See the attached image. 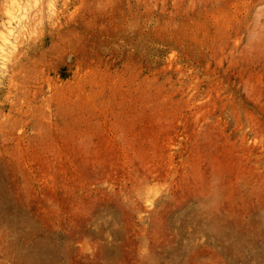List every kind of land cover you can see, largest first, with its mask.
Returning <instances> with one entry per match:
<instances>
[{
  "label": "rangeland",
  "instance_id": "374dc122",
  "mask_svg": "<svg viewBox=\"0 0 264 264\" xmlns=\"http://www.w3.org/2000/svg\"><path fill=\"white\" fill-rule=\"evenodd\" d=\"M0 264H264V0H0Z\"/></svg>",
  "mask_w": 264,
  "mask_h": 264
},
{
  "label": "bare ground",
  "instance_id": "6f19581e",
  "mask_svg": "<svg viewBox=\"0 0 264 264\" xmlns=\"http://www.w3.org/2000/svg\"><path fill=\"white\" fill-rule=\"evenodd\" d=\"M216 233H218V235H221L222 234V232L221 231H218V232H216ZM217 235V234H216ZM222 236V235H221ZM220 236V237H221ZM233 249V248H232Z\"/></svg>",
  "mask_w": 264,
  "mask_h": 264
}]
</instances>
